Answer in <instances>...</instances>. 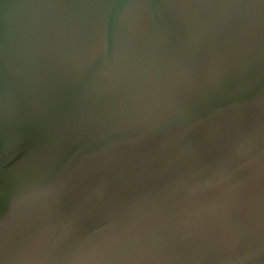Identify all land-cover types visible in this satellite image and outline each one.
Masks as SVG:
<instances>
[{"label": "water", "instance_id": "95a60500", "mask_svg": "<svg viewBox=\"0 0 264 264\" xmlns=\"http://www.w3.org/2000/svg\"><path fill=\"white\" fill-rule=\"evenodd\" d=\"M0 264H264V0H0Z\"/></svg>", "mask_w": 264, "mask_h": 264}]
</instances>
